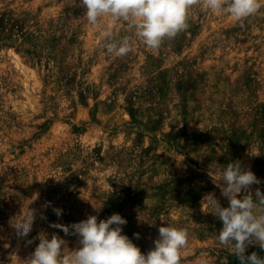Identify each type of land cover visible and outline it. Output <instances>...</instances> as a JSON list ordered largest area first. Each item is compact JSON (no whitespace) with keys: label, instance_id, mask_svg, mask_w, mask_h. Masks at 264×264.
<instances>
[{"label":"rangeland","instance_id":"rangeland-1","mask_svg":"<svg viewBox=\"0 0 264 264\" xmlns=\"http://www.w3.org/2000/svg\"><path fill=\"white\" fill-rule=\"evenodd\" d=\"M85 11L79 0H0V264H26L42 232L69 255L77 236L51 224L114 213L144 254L172 226L188 231L181 264H240L202 201L229 206L212 176L233 161L261 181L254 199L264 193V7L241 26L197 4L158 51L127 22L93 26ZM125 37L126 56L106 51ZM28 209L21 238L10 222Z\"/></svg>","mask_w":264,"mask_h":264},{"label":"clouds","instance_id":"clouds-1","mask_svg":"<svg viewBox=\"0 0 264 264\" xmlns=\"http://www.w3.org/2000/svg\"><path fill=\"white\" fill-rule=\"evenodd\" d=\"M200 3L206 11L230 15L241 26L264 7L261 0H79L91 25L98 26L104 17H110L113 22H127L138 40L152 51H158L165 39H175L184 32L188 27L189 9ZM104 35L107 37L109 33L105 31ZM105 47L117 57L126 56L132 50L128 37L119 42L109 40ZM212 178L221 195L229 201L228 207H222L214 193L206 194L202 201L222 221L218 242L230 246L240 264H264V257L256 252L245 255L253 244L264 250V193L256 189L254 199L251 192L252 185L261 181L239 161L216 168ZM242 193L245 194L241 196ZM53 211L58 217L62 215V209L53 208ZM34 220V211L28 209L12 220L10 226L23 238L32 231ZM126 224L127 220L119 213L99 221L96 215H89L71 225L53 223L50 227L62 230L65 235L77 236L79 247L69 255H62L65 240L56 234L49 239L42 232L34 238L39 244L26 264H181V250L188 244L187 229L159 227L154 247L144 254L122 234V226ZM134 235L140 238L139 233Z\"/></svg>","mask_w":264,"mask_h":264}]
</instances>
